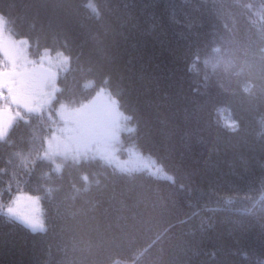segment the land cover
I'll list each match as a JSON object with an SVG mask.
<instances>
[{
    "label": "trees",
    "instance_id": "1",
    "mask_svg": "<svg viewBox=\"0 0 264 264\" xmlns=\"http://www.w3.org/2000/svg\"><path fill=\"white\" fill-rule=\"evenodd\" d=\"M0 15L32 55L69 58L49 109L0 138V264H264V0H0ZM100 89L172 179L41 155L59 106Z\"/></svg>",
    "mask_w": 264,
    "mask_h": 264
},
{
    "label": "rangeland",
    "instance_id": "2",
    "mask_svg": "<svg viewBox=\"0 0 264 264\" xmlns=\"http://www.w3.org/2000/svg\"><path fill=\"white\" fill-rule=\"evenodd\" d=\"M5 25L0 15V138L6 136L15 118L22 117L24 112L49 109L57 90V74L69 63L63 53L42 50L41 54L32 55L28 42L15 38ZM66 107L69 106H59L60 122L55 124L41 151L55 169L68 159L99 157L120 171L145 170L154 177L172 179L152 155L142 153L133 142L123 139L132 127L106 89L98 90L78 106Z\"/></svg>",
    "mask_w": 264,
    "mask_h": 264
}]
</instances>
